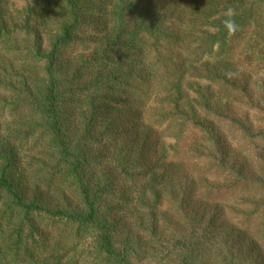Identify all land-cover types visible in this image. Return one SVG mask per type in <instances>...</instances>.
Returning a JSON list of instances; mask_svg holds the SVG:
<instances>
[{
	"label": "trees",
	"instance_id": "obj_1",
	"mask_svg": "<svg viewBox=\"0 0 264 264\" xmlns=\"http://www.w3.org/2000/svg\"><path fill=\"white\" fill-rule=\"evenodd\" d=\"M96 2L106 6L31 0L17 12L19 26L0 1V94L13 99L0 95V120H11L0 126V264H262L200 227L188 202L191 188L215 203L239 199L254 207L246 228L264 215V107L248 83L264 79V0H115L106 11L111 36L99 44L86 35ZM228 8L240 26L233 36L223 26ZM32 20L51 33L45 52L39 38L30 40ZM10 61L33 70L20 92L8 81ZM100 86L129 103L147 132H159L192 178L188 189L168 192L179 221L163 232L157 171L141 187L138 157L115 150L119 135L93 136L100 109L91 96ZM101 142L105 152L114 145L109 158L92 152ZM230 148L243 161H231Z\"/></svg>",
	"mask_w": 264,
	"mask_h": 264
},
{
	"label": "rangeland",
	"instance_id": "obj_2",
	"mask_svg": "<svg viewBox=\"0 0 264 264\" xmlns=\"http://www.w3.org/2000/svg\"><path fill=\"white\" fill-rule=\"evenodd\" d=\"M0 1L2 9L5 10V14L10 16L13 21L16 20L17 25L21 26L22 22L20 23V20H18L17 17L19 16L17 15V12L26 10L31 4V0ZM114 2L115 0H106V2H104L106 4L105 7L103 6V3L101 5H99L98 2L90 4L91 11L87 16V25L89 27H87L86 35L91 42L99 44L104 39L107 40L110 38L111 26L109 24V17L106 16V11ZM153 3L156 4V0H153ZM30 11L33 13L34 8L32 7ZM28 27L33 31L32 36L30 35V40L33 38H39L41 40L42 50L44 52L47 51L51 33L48 32L47 34V29H40L36 24V20H32ZM88 55L90 54H85L86 59ZM91 56L92 55H90V57ZM9 63L6 62L7 69H9L10 66L12 68H10L11 71L9 70V75L11 77L8 81H10V83L14 85L15 89L20 92L22 88L21 84H25L22 76H25L28 72L32 73L33 70L29 66H24L25 64L23 67H20L18 65L16 66L14 62L12 63L10 61ZM70 63L71 67L77 68V64L75 62L70 61ZM93 70L94 68H92V71ZM245 77H249V75L246 74ZM250 77L251 78H249L250 80L248 83L250 84L253 103L258 108L264 107V79L255 76ZM107 88V86H100V90L103 92L94 93L91 96L96 99L95 105H97L100 109L98 125L93 136L98 137L99 133H103L106 129H110L113 133L119 135L115 150L121 151L125 154H131L130 156L132 158L138 157V162L141 163L140 172L145 174L147 177L145 181L142 182L143 184H141V187L142 185L148 183L150 176L153 177V174H156L154 172L157 171L155 180L157 183H160L158 189L161 190L164 205L161 208L160 213L156 216V224L158 231L163 232L166 222H173L177 224L179 221L177 215H175L173 211H170L171 203H168V192L170 193V191H172L176 193L179 188L182 190L188 189V182L190 183L192 178H189V176L187 177L182 166L174 163L172 160L170 153L167 152L169 150V142L167 140H163L159 132H147L145 122H142L140 118H137V114L133 115L135 111L134 108L123 99L121 100V103L115 101L113 92L111 93L109 90H105ZM84 92L85 91H81L80 94L82 97L78 98V101H80L85 115L87 114L85 110L87 109V105H84ZM0 95L6 97L5 99H7V102L13 101L7 93ZM88 95L89 93L86 92L87 99ZM78 96L80 95L78 94ZM17 98L15 101H17ZM19 98L20 99L18 100H21V97ZM237 100L241 101V98H238ZM216 101V103H219L221 101V97H217ZM239 104L240 103H231V105L228 106L233 111H237L242 114V112L246 109ZM3 106V102H0V110ZM70 115L72 117V121L76 120L78 117V115L76 116V113H70ZM10 121L11 120H7V123H4L0 120V126L4 127L5 125H8ZM221 131H223V129ZM81 135V131H78L77 136L81 137ZM104 145V142H101L99 145L97 143L92 144V152L101 151L102 156L109 158V156L112 155L109 150H113L114 145L111 146L107 152L103 151V149L106 148ZM229 157L231 161L235 160L236 157L239 161H243V156H238L237 151L233 148L229 149ZM181 177L184 178V181ZM185 177L188 179L187 181H185ZM177 180L180 181V186L176 185ZM125 189L126 187L123 188V190ZM191 189L194 190L191 192L192 194L189 193L188 209L189 213L196 218L198 225L202 228H206L210 232H214L215 239L219 241H224V239H228L230 242L233 241L237 247L236 251L246 258L247 261H255L264 264V238L258 236L262 235L261 231L263 230V226L260 224L261 222L264 224V215H260V223H258L257 220L252 221L250 222V226L246 228L242 226V223L246 218V214L253 211V206L247 208L242 207L240 202H238L239 199L224 202L218 201L215 203L205 199L204 196L196 195V188ZM128 194L129 193H126L124 197H127ZM130 196L132 199L136 200L138 194L132 193ZM258 197L260 196L250 194L247 198L256 201ZM47 198L52 200L54 198V193L47 194ZM131 223H129V226L133 227V222Z\"/></svg>",
	"mask_w": 264,
	"mask_h": 264
},
{
	"label": "clouds",
	"instance_id": "obj_3",
	"mask_svg": "<svg viewBox=\"0 0 264 264\" xmlns=\"http://www.w3.org/2000/svg\"><path fill=\"white\" fill-rule=\"evenodd\" d=\"M225 17H227L224 21H223V26L227 32V34L229 36H233L236 34V32L239 30L240 26L235 22V20L233 19V17H235L236 12L235 9L233 8H228L225 12H224Z\"/></svg>",
	"mask_w": 264,
	"mask_h": 264
}]
</instances>
